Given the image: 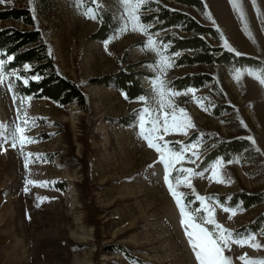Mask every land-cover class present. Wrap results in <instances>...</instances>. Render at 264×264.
Returning a JSON list of instances; mask_svg holds the SVG:
<instances>
[{
    "label": "rangeland",
    "instance_id": "374dc122",
    "mask_svg": "<svg viewBox=\"0 0 264 264\" xmlns=\"http://www.w3.org/2000/svg\"><path fill=\"white\" fill-rule=\"evenodd\" d=\"M12 1L2 0L0 8ZM29 2L58 71L81 86L87 102L62 106L28 96L30 100L17 106L8 88L9 78L0 85V124L8 130L26 127L24 135L35 141L21 146L17 140L12 147L10 136L4 140L9 131L0 129V264H198L182 223L181 207L165 182L160 154L140 135L142 109L158 108L151 98L155 97L152 81L160 76L156 67L160 57L146 48L148 34L172 61L160 78L181 95L167 99L183 108L195 124L187 135L161 132L158 135H163V141H157L161 145L167 142L173 150L196 145L175 166L199 173L191 177L192 187L182 184L177 188L184 194L186 210L200 223L199 217L207 213L197 197L208 198L215 220L230 230L231 241L224 254L231 257L232 264H244L239 259L244 254L264 260V223L257 231L248 227L264 215V201L248 209L240 202H230L231 195L239 191L264 194V84L257 78L264 77V67L231 71L217 65H179V55L164 43L166 49L161 47L162 41L150 27L144 34L132 31L129 23L126 31H120L126 22L120 0ZM203 2L205 16L194 8L187 11L220 31L221 42L214 45L227 50L230 45L241 55L264 63V0H256L255 7L252 0H243V17L230 0ZM98 8L110 11L117 23L104 40L92 36L99 27ZM88 9H95L96 19L85 14ZM143 13L144 7L140 21ZM10 24L0 23V27ZM15 25L24 28L20 22ZM134 63H140L136 69L148 73L141 78L147 104L140 97L129 99L108 78ZM202 72L212 74L215 82L184 90L171 85L177 77ZM224 105L231 110L217 114L216 109ZM223 138L248 139L252 147L228 162L217 158L201 166L213 144ZM217 162H222L219 169H215ZM172 175H178L175 169ZM220 179L224 182H218ZM27 180L36 183L27 184ZM45 181L46 185L40 183ZM44 197L47 199L42 200ZM195 202L199 206L193 209ZM208 225L217 232L213 225L204 227L209 229ZM249 236H255L252 243L258 242L259 249L236 243ZM109 244L124 245L131 256L117 246L108 253L104 247Z\"/></svg>",
    "mask_w": 264,
    "mask_h": 264
},
{
    "label": "trees",
    "instance_id": "16d2710c",
    "mask_svg": "<svg viewBox=\"0 0 264 264\" xmlns=\"http://www.w3.org/2000/svg\"><path fill=\"white\" fill-rule=\"evenodd\" d=\"M28 3L30 4L29 0H13L7 7L0 8V23H11L0 27V53L4 54L0 59L6 56L13 57L7 61L6 71L14 70L22 78L9 77L17 106H20L21 98L28 96L47 98L62 106L70 105L72 102L86 104L87 96L81 86L58 71L53 52L36 18L37 14ZM191 8L196 9L203 16L206 14L203 0H148L144 5L145 13L141 15V21L150 25V31L158 34L162 43L168 45V50L179 55L177 59L179 65H205L211 68L217 65L231 71L245 67H264V63L257 58L247 55L237 56L222 45H214L221 42L220 31L197 20L187 11ZM97 16L99 27L92 36L104 40L114 31L117 23L112 13L106 9L98 8ZM17 22L22 23L24 28L16 26ZM138 64L140 63L128 64L129 69H121L108 77L131 100L145 96L147 93L141 78L148 73L136 69ZM35 76L40 78L33 79ZM23 79H28V83L24 84ZM97 80L91 79L90 82ZM210 82H215L213 75L202 72L177 77L171 81V85L177 90H184L190 86L203 87ZM223 107L216 109V113L220 114L224 109L231 110L229 105ZM251 147L252 143L248 139H219L212 148L210 145L211 149L204 157L201 166L204 167L217 158L228 162ZM263 201V193L244 191L233 193L230 199L232 204L240 202L247 209ZM194 204L193 209H196L199 202ZM263 223L264 215L256 218L248 227L251 226L257 231ZM208 227L211 228L209 225ZM210 230L216 233L214 229ZM116 246L121 248L125 255L131 256L129 249L124 245L109 244L104 248L111 253Z\"/></svg>",
    "mask_w": 264,
    "mask_h": 264
},
{
    "label": "snow or ice",
    "instance_id": "6c2138e0",
    "mask_svg": "<svg viewBox=\"0 0 264 264\" xmlns=\"http://www.w3.org/2000/svg\"><path fill=\"white\" fill-rule=\"evenodd\" d=\"M0 2H2V0H0ZM94 2H96V0H94ZM146 3L147 0H120V4L124 8V19L126 21L124 26L120 29L121 32L126 31L128 29V24L130 23L132 31H140L141 33L148 34V28L150 25H145L140 21L141 9ZM230 3L233 5V8L238 11L241 17H243V0H230ZM252 5L254 7L256 6V0H252ZM97 7H99V4H97ZM257 11H259V9H257ZM85 14L91 19L97 18L95 9H88ZM209 18H211L210 15ZM148 35L149 39L146 48L151 51H156L157 55L160 57L156 64V67L160 71V76H157L152 81L155 97L151 98L158 105V108L146 106L142 109V114L140 116L141 138L147 141L150 148L155 149L160 154L159 162L165 166V182L168 185L170 193L175 198L176 203L181 207V212L184 217L182 223L185 225L186 235L189 238L190 245L193 248L198 264H232L231 257L224 254L225 249L229 247L231 241L230 230L215 220L214 209L207 203L208 198L203 196L197 197V199L204 205L203 211L207 213V216L199 217L201 222L198 223L197 218L186 210V205L183 203L184 194L177 191V188L182 184L187 187H192L191 177L199 175V173H195L190 168H175L177 164H180L181 161L184 160V154L194 149L196 145H187L180 150H173L169 148L167 142L163 143V145L157 143V141H163V135H158L159 133L163 132V134L167 135L171 132H178L187 135V130L195 128V124L183 108H177L173 105L171 99H167V97L181 95V93L169 89L167 81L160 78L166 74V69L172 66V61L169 57L164 56L158 49L157 41L153 39L152 35ZM225 45H228L226 40ZM161 47L166 49V46H163L162 42ZM228 47L229 50L235 52V55H241L240 52L232 49L230 45H228ZM3 55V53H0V56ZM11 59H13L11 56H6L4 59H0V85H2L9 77L22 79L17 75L16 71H6V63ZM27 67L28 66L26 65L25 68ZM39 78V76L33 77V79L37 80ZM257 78L262 84H264V77L258 76ZM23 83L27 84L28 79H23ZM12 87L13 85L9 83L8 88L10 91L12 90ZM188 91L194 94L193 89H189ZM13 98L14 100L16 99L15 95ZM25 99L30 100L31 97L21 98L22 101ZM140 100L145 102V104L148 103V99L146 97H140ZM197 102L202 103L201 101ZM165 109H170L171 111H167ZM27 123L28 121L25 120L24 124L27 125ZM146 124L150 125V127L146 128ZM0 129L9 131V135L4 136V140L7 142L10 136L12 147H16L17 140H19L21 146L25 143L35 142L30 137L24 135L26 127L17 125L11 130H8L5 125L0 124ZM0 135H3V133L0 132ZM253 143H255V141H253ZM27 155L30 157L33 154L28 153ZM192 155L196 156L197 154L195 151H192ZM220 167H222V162H217L215 169H219ZM173 169H175L178 175H172ZM217 175V171L214 170L213 176L215 177ZM218 182L223 183L224 181L223 179H220ZM26 183L34 184L36 182L27 180ZM40 183L42 185H46L48 182L45 181ZM25 191H28V189L25 188ZM41 199L46 200L47 197ZM223 210L229 211L227 208ZM235 214L236 213L233 210L232 215ZM204 224L213 225L217 232L213 233L208 228L204 227ZM255 239V236H249L245 239L236 241V243H238L241 247L247 244L250 247L259 249L261 245L258 242L252 243ZM239 259L244 261V264H264V260L251 259L247 256V254L239 257Z\"/></svg>",
    "mask_w": 264,
    "mask_h": 264
}]
</instances>
